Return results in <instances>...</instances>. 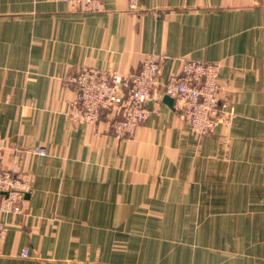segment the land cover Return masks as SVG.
Wrapping results in <instances>:
<instances>
[{"label":"crops","instance_id":"1","mask_svg":"<svg viewBox=\"0 0 264 264\" xmlns=\"http://www.w3.org/2000/svg\"><path fill=\"white\" fill-rule=\"evenodd\" d=\"M148 54L163 82L183 59L219 61L230 127L197 135L162 87L131 138L115 111L69 120L68 77L128 75ZM0 134L30 182L0 264H264V0H0Z\"/></svg>","mask_w":264,"mask_h":264},{"label":"built area","instance_id":"2","mask_svg":"<svg viewBox=\"0 0 264 264\" xmlns=\"http://www.w3.org/2000/svg\"><path fill=\"white\" fill-rule=\"evenodd\" d=\"M80 12H94L101 8L102 0H65ZM139 0H127L129 9L138 7ZM159 57L148 54L138 71L122 75L114 69L83 67L68 77L76 91L68 103L67 115L72 123L96 122L102 110L118 112L111 121L117 138H131L137 127L149 116L146 102L159 87L173 100V108L197 135L211 133L216 127L228 129L235 113L229 101L221 95L219 61L183 59L180 69L160 80ZM30 151L44 154L41 147ZM4 145L0 134V248L4 237L7 213L22 212L24 194L30 188L29 177L3 164ZM20 256H28L23 248Z\"/></svg>","mask_w":264,"mask_h":264}]
</instances>
